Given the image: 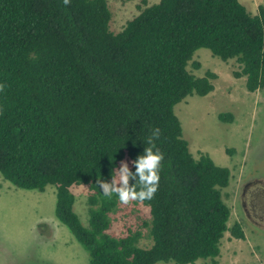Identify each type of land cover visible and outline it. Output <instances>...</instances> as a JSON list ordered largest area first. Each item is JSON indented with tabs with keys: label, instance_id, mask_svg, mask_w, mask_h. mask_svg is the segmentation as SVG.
<instances>
[{
	"label": "trees",
	"instance_id": "trees-1",
	"mask_svg": "<svg viewBox=\"0 0 264 264\" xmlns=\"http://www.w3.org/2000/svg\"><path fill=\"white\" fill-rule=\"evenodd\" d=\"M109 19L105 0H0V176L21 190L54 187V217L87 264H215L224 232L243 239L238 223L226 226L229 171L191 157L173 106L213 89V73L186 70L199 48L233 59L248 93L264 88V7L251 15L238 0H158L115 34ZM156 128L164 158L154 198L140 203L143 249L138 231L106 233L119 200L97 180L110 183L124 158L134 173ZM79 185L90 192L86 227L72 211L69 188Z\"/></svg>",
	"mask_w": 264,
	"mask_h": 264
},
{
	"label": "rangeland",
	"instance_id": "rangeland-1",
	"mask_svg": "<svg viewBox=\"0 0 264 264\" xmlns=\"http://www.w3.org/2000/svg\"><path fill=\"white\" fill-rule=\"evenodd\" d=\"M157 1L105 0L110 13L108 30L119 32L126 21ZM238 1L251 15L258 5L264 7V0ZM192 61L199 64L198 69L192 68ZM191 62L186 70L194 77L205 71L215 75L213 89L204 97L184 98L173 106V114L191 157L196 160L203 154L216 166L228 169V184L220 190L229 210L226 226L238 223L243 233L242 240L223 233L215 264H264V88L248 93L243 78L232 76L238 72L236 62H222L204 48L193 53ZM218 114H229L231 119L222 122ZM122 162L130 166L124 158L116 170ZM69 191L72 211L86 227L88 187L72 186ZM53 207V186H45L42 192L21 190L0 176V264H87L85 251L54 217ZM108 219V235L118 238L127 230L138 231L137 246H150L147 228L142 225L149 221L148 210L140 203L124 206L118 201Z\"/></svg>",
	"mask_w": 264,
	"mask_h": 264
},
{
	"label": "clouds",
	"instance_id": "clouds-1",
	"mask_svg": "<svg viewBox=\"0 0 264 264\" xmlns=\"http://www.w3.org/2000/svg\"><path fill=\"white\" fill-rule=\"evenodd\" d=\"M70 0H63L65 5H68ZM3 86H0V90ZM160 129L153 130L152 135L147 139L149 147L144 148V152L135 161L133 166L135 172H131L127 163L122 162L119 169L115 170L116 176L111 179V182H102L97 180L102 194L109 199L115 194L121 205L127 206L132 202L143 203L145 200H152L154 194L158 190L159 170L163 154L154 149V140L159 139ZM130 180H135V183L129 185ZM139 189V190H138ZM156 264H164V261L158 260ZM169 264H174L170 261Z\"/></svg>",
	"mask_w": 264,
	"mask_h": 264
}]
</instances>
